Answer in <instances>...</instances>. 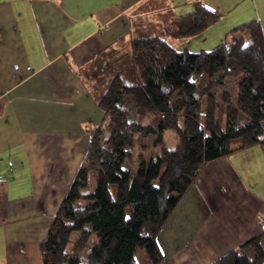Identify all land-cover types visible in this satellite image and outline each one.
Segmentation results:
<instances>
[{
  "label": "trees",
  "instance_id": "16d2710c",
  "mask_svg": "<svg viewBox=\"0 0 264 264\" xmlns=\"http://www.w3.org/2000/svg\"><path fill=\"white\" fill-rule=\"evenodd\" d=\"M221 18L197 0L184 16L169 0H145L130 13V35L77 69L105 123L87 127L89 147L41 244L43 264H138V249L160 264L158 235L205 167L254 146L264 151L261 23L233 29L211 51L172 44ZM165 132L175 133V148ZM152 136L147 162L143 141ZM211 264H264V232Z\"/></svg>",
  "mask_w": 264,
  "mask_h": 264
},
{
  "label": "crops",
  "instance_id": "0c3cea01",
  "mask_svg": "<svg viewBox=\"0 0 264 264\" xmlns=\"http://www.w3.org/2000/svg\"><path fill=\"white\" fill-rule=\"evenodd\" d=\"M143 1L0 0V264H43L41 244L89 147L87 127L105 123L77 69L130 35ZM195 1L169 0L177 16ZM197 1L222 18L173 40L177 51H211L255 20L264 33V0ZM263 232L264 151L254 146L205 167L158 235L160 264H211Z\"/></svg>",
  "mask_w": 264,
  "mask_h": 264
},
{
  "label": "rangeland",
  "instance_id": "374dc122",
  "mask_svg": "<svg viewBox=\"0 0 264 264\" xmlns=\"http://www.w3.org/2000/svg\"><path fill=\"white\" fill-rule=\"evenodd\" d=\"M201 81L203 83H205L206 79L203 77ZM237 85H238L237 82L233 81L227 87V90L231 93V97H232L231 101H232L233 105H235L236 100H237V94H238ZM129 107L131 108L132 111L135 110V103H134V101L132 99L130 100ZM221 116H222L221 115V102L219 100V108H218V112H217V119H218L219 123H220V121H222ZM150 122L153 125H156V123H157V121H155V120L154 121H150ZM165 138L168 140L169 146L171 148H175L178 145V139H177L175 133H173V132H165ZM153 140H154V137L152 136L149 139L143 141V143L148 146V151L145 152V154H144L147 162H149L150 159L153 156V144H152ZM94 189H95V181L93 180L89 192H93ZM111 190H112L113 194H116L117 187L116 186H112ZM144 257H149V256L144 250L138 249L137 250V255H136V261L139 264H142V262L144 260L143 259ZM83 264H84V261H83Z\"/></svg>",
  "mask_w": 264,
  "mask_h": 264
}]
</instances>
